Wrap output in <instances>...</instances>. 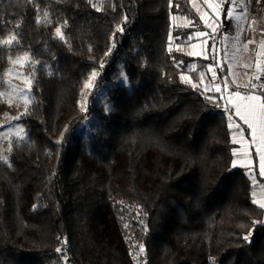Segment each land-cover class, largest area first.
Listing matches in <instances>:
<instances>
[{"label":"trees","instance_id":"trees-1","mask_svg":"<svg viewBox=\"0 0 264 264\" xmlns=\"http://www.w3.org/2000/svg\"><path fill=\"white\" fill-rule=\"evenodd\" d=\"M204 28L192 0H0V76L29 52L33 95L0 147V264H264V178L179 48Z\"/></svg>","mask_w":264,"mask_h":264},{"label":"rangeland","instance_id":"rangeland-1","mask_svg":"<svg viewBox=\"0 0 264 264\" xmlns=\"http://www.w3.org/2000/svg\"><path fill=\"white\" fill-rule=\"evenodd\" d=\"M192 2L201 11L206 37L201 32L192 34L196 39L194 45L179 48L187 50L191 55L209 59L207 68L211 78L208 80L206 75L203 76L202 84L205 90L212 87L216 91V81L213 79L218 78L220 74L225 77L226 87L219 91H222L225 97L226 113L233 130L232 138L239 144L243 154L254 162L256 157L253 150H250V140L242 125L249 129L262 124L256 114L258 102L243 98L254 95L261 97V102H264L260 89L251 86L252 78L264 69V27L259 26L264 22V0H232L226 16L223 14L222 0ZM229 19L231 22L227 21ZM187 22L188 20H185V23ZM30 58V53L26 51L10 57L6 73L0 76V94L14 104V110L0 119L1 155L6 161L9 160L11 140L15 137L24 139L27 135L22 118L33 100L31 75L27 71ZM196 66L194 63L190 64L183 78L190 80L189 72ZM125 80L124 76L120 77V81ZM246 84L248 87H244ZM236 93H239V96ZM248 174L255 177L252 169H248Z\"/></svg>","mask_w":264,"mask_h":264},{"label":"crops","instance_id":"crops-1","mask_svg":"<svg viewBox=\"0 0 264 264\" xmlns=\"http://www.w3.org/2000/svg\"><path fill=\"white\" fill-rule=\"evenodd\" d=\"M197 32H201L205 33L204 30L201 31H196L194 34H196ZM200 33V34H201ZM201 37V36H199ZM204 37H206V35H204ZM194 37H192V35H190V45H194L195 43ZM188 45L183 44V48L187 47ZM185 50V49H184ZM187 51V50H185ZM195 68H193L192 70H194ZM215 76V75H214ZM214 81H216L214 87H219L220 90H222V88L226 87V82H225V77L223 76H219L216 79H213ZM222 92V91H221ZM249 133H250V137L248 138L249 143H250V150H253L254 153V157H256V163L258 166V174L264 178V132L262 131V126H254V127H249ZM238 149V154H237V165L238 166H242L248 169H252L254 164H255V159L254 162L249 160V157L244 155L241 151V148H237ZM240 150V151H239ZM250 150H248L250 152ZM251 155V152H250ZM256 182V181H254ZM254 198L256 201H258L259 203H264V188L258 187L257 189H255L254 191Z\"/></svg>","mask_w":264,"mask_h":264},{"label":"snow or ice","instance_id":"snow-or-ice-1","mask_svg":"<svg viewBox=\"0 0 264 264\" xmlns=\"http://www.w3.org/2000/svg\"><path fill=\"white\" fill-rule=\"evenodd\" d=\"M44 15H45V17H47L48 13L45 12ZM38 22H39V20H38ZM120 30L122 31L123 29H120ZM56 31H57L58 34H60V29L59 28H57ZM9 42L10 41H3V43H9ZM92 76L95 77L96 76V73L93 72L92 73ZM258 78L259 77H257V79ZM251 86H252V88H256L257 87V85H255V84H252ZM244 87H248V85L246 84V85H244ZM259 87L261 89H264V84L259 85ZM219 90H220L219 87H217L216 88V91H219ZM236 95L239 96V93H236ZM243 99H247L249 101H257L258 102V104H257L258 112L256 114L259 116L262 126H264V102H261L262 101V98L261 97L254 96V95H249L247 97H244ZM237 114H239V112ZM245 122H247V120ZM262 130H264V128H262ZM3 159H5V161H6V158H3ZM258 206L261 207V208H264V203H259ZM253 223L254 224H260L261 226H264V220H262V221H253ZM247 239H248V237L246 236L245 237V240H247ZM57 251H60V249H57ZM140 251L141 252L144 251L143 246H141Z\"/></svg>","mask_w":264,"mask_h":264},{"label":"built area","instance_id":"built-area-1","mask_svg":"<svg viewBox=\"0 0 264 264\" xmlns=\"http://www.w3.org/2000/svg\"><path fill=\"white\" fill-rule=\"evenodd\" d=\"M257 77H259L257 79ZM251 84H255L257 85L256 88L260 89L261 91V94L264 96V89H261L259 87V85L261 84H264V69L262 71H260L259 73H257L251 80ZM130 253L132 254V256L135 258V259H138V252L136 250H134L133 248H130L129 249ZM61 255H62V258H63V261H64V264H71V260L70 258L68 257L67 253H66V246H63L61 248ZM143 260L142 257L140 256L139 254V262Z\"/></svg>","mask_w":264,"mask_h":264}]
</instances>
